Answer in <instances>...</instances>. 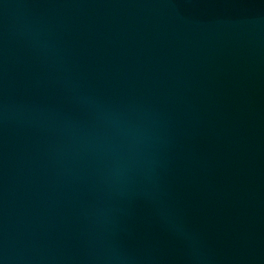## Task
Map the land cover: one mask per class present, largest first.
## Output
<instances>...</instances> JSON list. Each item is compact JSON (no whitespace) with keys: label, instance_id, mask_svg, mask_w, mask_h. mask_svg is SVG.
<instances>
[{"label":"water","instance_id":"water-1","mask_svg":"<svg viewBox=\"0 0 264 264\" xmlns=\"http://www.w3.org/2000/svg\"><path fill=\"white\" fill-rule=\"evenodd\" d=\"M0 264H264V0H0Z\"/></svg>","mask_w":264,"mask_h":264}]
</instances>
